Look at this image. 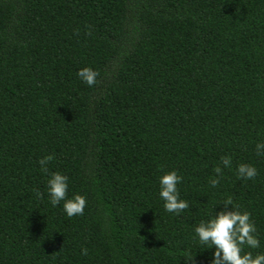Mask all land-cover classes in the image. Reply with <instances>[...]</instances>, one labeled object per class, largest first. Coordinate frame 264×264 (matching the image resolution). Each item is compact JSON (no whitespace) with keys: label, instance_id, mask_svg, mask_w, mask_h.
<instances>
[{"label":"trees","instance_id":"obj_1","mask_svg":"<svg viewBox=\"0 0 264 264\" xmlns=\"http://www.w3.org/2000/svg\"><path fill=\"white\" fill-rule=\"evenodd\" d=\"M258 142L264 0H0V264H210L194 229L228 198L264 252ZM46 155L83 215L50 204ZM169 171L179 215L158 195Z\"/></svg>","mask_w":264,"mask_h":264},{"label":"clouds","instance_id":"obj_2","mask_svg":"<svg viewBox=\"0 0 264 264\" xmlns=\"http://www.w3.org/2000/svg\"><path fill=\"white\" fill-rule=\"evenodd\" d=\"M77 76L87 86L92 87L96 83L98 72L90 67H84L77 71ZM255 150L257 156L264 157V142H258ZM53 159V155H46L38 161L40 170L48 174L46 192L50 204L56 207L62 203L63 212L69 218L83 215L87 204L86 198L79 194L68 197V177L60 172H49L48 164ZM220 163L224 168H230L231 156L221 157ZM235 171L237 179L243 180L254 179L258 174L256 167L247 163L239 164ZM214 172L216 176L209 181L212 188L219 184L223 175L219 166L214 168ZM181 182L182 177L176 171L164 173L158 181V195L163 202V208L174 215H179L189 207L187 201L180 198L178 185ZM222 205L223 209L217 211L214 217L201 221L194 229L199 244L213 250L210 264H264V252L253 254L250 251L261 247L251 214L240 211L231 198L226 199ZM87 252L86 248H82V255H87Z\"/></svg>","mask_w":264,"mask_h":264}]
</instances>
